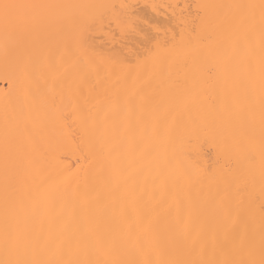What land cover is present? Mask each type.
Returning a JSON list of instances; mask_svg holds the SVG:
<instances>
[{"label": "bare ground", "instance_id": "6f19581e", "mask_svg": "<svg viewBox=\"0 0 264 264\" xmlns=\"http://www.w3.org/2000/svg\"><path fill=\"white\" fill-rule=\"evenodd\" d=\"M0 264H264V0H0Z\"/></svg>", "mask_w": 264, "mask_h": 264}, {"label": "snow or ice", "instance_id": "6c2138e0", "mask_svg": "<svg viewBox=\"0 0 264 264\" xmlns=\"http://www.w3.org/2000/svg\"><path fill=\"white\" fill-rule=\"evenodd\" d=\"M12 7H16V6H15V5H7V4H5V5L3 6L4 11H5V16H7V14H8V9H9V8H12Z\"/></svg>", "mask_w": 264, "mask_h": 264}]
</instances>
